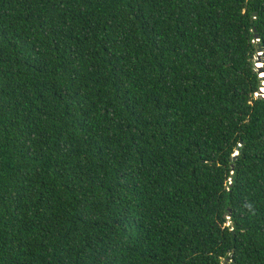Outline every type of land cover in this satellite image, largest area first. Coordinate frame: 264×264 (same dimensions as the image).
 Here are the masks:
<instances>
[{"label":"trees","instance_id":"obj_1","mask_svg":"<svg viewBox=\"0 0 264 264\" xmlns=\"http://www.w3.org/2000/svg\"><path fill=\"white\" fill-rule=\"evenodd\" d=\"M258 45L264 0H0V264H264Z\"/></svg>","mask_w":264,"mask_h":264},{"label":"water","instance_id":"obj_2","mask_svg":"<svg viewBox=\"0 0 264 264\" xmlns=\"http://www.w3.org/2000/svg\"><path fill=\"white\" fill-rule=\"evenodd\" d=\"M254 33H255L256 41H260V39H259L260 37L257 34L256 28L254 29ZM258 53H257V57H256V67H257L258 73L261 74L260 77L264 81V63H263V47H262V45H258ZM262 88H264V83H262V85H261V89ZM261 91L263 92V90H261ZM261 91H260V93H262ZM237 156H238V154H236L235 158H237Z\"/></svg>","mask_w":264,"mask_h":264},{"label":"rangeland","instance_id":"obj_3","mask_svg":"<svg viewBox=\"0 0 264 264\" xmlns=\"http://www.w3.org/2000/svg\"><path fill=\"white\" fill-rule=\"evenodd\" d=\"M258 54H259V53H258ZM261 90H263V92H264V88H262ZM261 90H260V91H261ZM261 92H262V91H261ZM263 92H262V93H260V94L262 95V94H263Z\"/></svg>","mask_w":264,"mask_h":264},{"label":"built area","instance_id":"obj_4","mask_svg":"<svg viewBox=\"0 0 264 264\" xmlns=\"http://www.w3.org/2000/svg\"><path fill=\"white\" fill-rule=\"evenodd\" d=\"M259 95V94H258ZM261 95V94H260ZM263 95V94H262ZM264 96V95H263Z\"/></svg>","mask_w":264,"mask_h":264}]
</instances>
